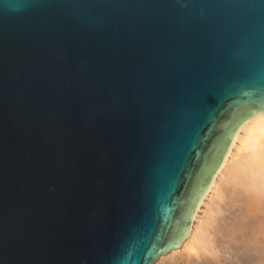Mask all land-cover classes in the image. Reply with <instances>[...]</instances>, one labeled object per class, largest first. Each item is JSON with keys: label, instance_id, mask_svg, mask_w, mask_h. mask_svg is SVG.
I'll use <instances>...</instances> for the list:
<instances>
[{"label": "water", "instance_id": "water-1", "mask_svg": "<svg viewBox=\"0 0 264 264\" xmlns=\"http://www.w3.org/2000/svg\"><path fill=\"white\" fill-rule=\"evenodd\" d=\"M264 115V0H0V264H156Z\"/></svg>", "mask_w": 264, "mask_h": 264}, {"label": "bare ground", "instance_id": "bare-ground-1", "mask_svg": "<svg viewBox=\"0 0 264 264\" xmlns=\"http://www.w3.org/2000/svg\"><path fill=\"white\" fill-rule=\"evenodd\" d=\"M208 188L181 249L156 264H264V115L239 128Z\"/></svg>", "mask_w": 264, "mask_h": 264}, {"label": "rangeland", "instance_id": "rangeland-1", "mask_svg": "<svg viewBox=\"0 0 264 264\" xmlns=\"http://www.w3.org/2000/svg\"><path fill=\"white\" fill-rule=\"evenodd\" d=\"M209 189V188H208ZM208 189H207V191H208ZM207 191H206V193H205V195H204V197L202 198V200L205 198V196H206V194H207ZM202 200H201V202H202ZM201 202H200V204H199V207H200V205H201ZM204 210V206L201 208V210L199 211L200 213L199 214H201V215H203V213H202V211ZM195 215H196V213H192V218H191V222H190V226H189V230H188V234H187V236L189 235V233H190V230L192 229V227H193V223H194V217H195ZM245 245V246H244ZM243 246L244 247H246V243L244 244ZM242 246V247H243ZM244 249V248H243ZM243 252V251H242ZM188 259V257L187 256H185V260H175V261H171V260H168V259H166V260H164V261H162L161 262V264H170L171 262L173 263V262H175L174 264H176V263H178V264H190L189 263V261H191V259L189 260H187ZM193 259H198V258H196V257H194L193 256ZM178 261V262H177Z\"/></svg>", "mask_w": 264, "mask_h": 264}]
</instances>
